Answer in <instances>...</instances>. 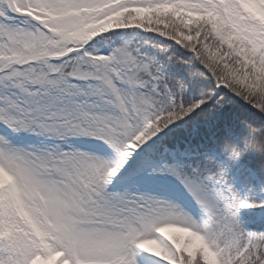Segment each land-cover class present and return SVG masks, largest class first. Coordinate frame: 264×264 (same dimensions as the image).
<instances>
[{"label":"snow or ice","instance_id":"1","mask_svg":"<svg viewBox=\"0 0 264 264\" xmlns=\"http://www.w3.org/2000/svg\"><path fill=\"white\" fill-rule=\"evenodd\" d=\"M0 264H264V0H0Z\"/></svg>","mask_w":264,"mask_h":264},{"label":"rangeland","instance_id":"2","mask_svg":"<svg viewBox=\"0 0 264 264\" xmlns=\"http://www.w3.org/2000/svg\"><path fill=\"white\" fill-rule=\"evenodd\" d=\"M170 235L176 236V235H182L180 233H170Z\"/></svg>","mask_w":264,"mask_h":264}]
</instances>
